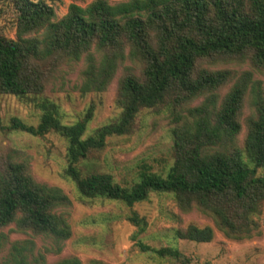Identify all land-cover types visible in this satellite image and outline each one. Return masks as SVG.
Masks as SVG:
<instances>
[{
	"label": "trees",
	"instance_id": "1",
	"mask_svg": "<svg viewBox=\"0 0 264 264\" xmlns=\"http://www.w3.org/2000/svg\"><path fill=\"white\" fill-rule=\"evenodd\" d=\"M81 1L69 0L57 19L54 0H0V96L12 95L40 112L34 125L17 116L4 124L0 115V132L62 138L61 176L73 183L82 203L100 199L132 206L151 193H164L181 212L196 209L210 217L225 237H252L264 203V173L259 172L264 169V83L253 79L252 70L214 66L247 61L264 72V0ZM7 25L14 28L13 37L3 32ZM80 59L82 95L105 91L122 68L115 97L119 112L90 132L93 104L81 119L66 124L44 93L61 62ZM246 101L249 113L242 125ZM144 109L167 112L172 161L164 172L143 166L132 183L122 184L87 160L110 137L130 134ZM70 204L60 187L36 181L29 162L16 152L2 157L0 252L9 246L0 264H46V254H59L71 236ZM127 220L138 234L146 228L145 217L135 210ZM11 225L28 238L10 240L1 229ZM214 227L188 224L171 230L178 239L210 242ZM137 246L179 264L190 262L174 246L155 248L141 241ZM51 264L81 261L67 256Z\"/></svg>",
	"mask_w": 264,
	"mask_h": 264
},
{
	"label": "rangeland",
	"instance_id": "2",
	"mask_svg": "<svg viewBox=\"0 0 264 264\" xmlns=\"http://www.w3.org/2000/svg\"><path fill=\"white\" fill-rule=\"evenodd\" d=\"M90 1L82 0L80 4L85 5ZM68 4L69 0H54L57 19L66 13ZM3 32L7 36H14V28L9 25ZM83 67V59L61 62L46 83L44 93L58 106L61 121L66 124L81 119L86 108L93 104L94 114L87 125V132H90L118 114L115 97L122 68L117 70L105 91L82 95L78 85ZM216 67H229L238 72L252 70L253 79L264 83V72L252 68L247 61L241 64L220 63ZM226 89L223 88L221 94ZM248 113L246 101L242 110V125ZM39 114L37 108L12 95L0 96V115L4 124L11 116H17L23 122L34 125ZM170 127L167 112L144 109L136 118L130 134L110 137L106 147L99 153L91 154L87 161L93 167L111 173L122 184L132 183L143 166L164 172L172 161ZM244 131L245 126L239 140ZM13 152L29 162L30 172L36 181L60 187L71 201L66 208L71 236L59 254H46V264L67 256L77 257L81 264H179L175 260L159 257L151 250L141 251L137 246L138 241L155 248L167 245L177 247L190 258L187 264H264V203L257 216L258 232L250 238L230 239L214 227L210 217L198 210L181 212L169 194L151 193L145 201L132 206L100 199L90 204L82 203L73 183L61 176L66 164V144L55 134L39 137L24 131L0 132V159ZM259 172L264 173V169ZM132 210L146 219L147 225L142 233L138 234L136 227L127 220ZM188 224L214 227L212 240L194 242L173 236L172 228H184ZM12 227L1 229L9 235L10 240L28 238L26 234L12 231ZM35 242L38 248L41 247L40 239L35 238ZM8 246L9 243L0 255L7 252Z\"/></svg>",
	"mask_w": 264,
	"mask_h": 264
}]
</instances>
